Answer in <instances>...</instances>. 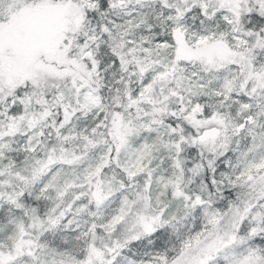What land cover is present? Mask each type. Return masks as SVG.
I'll return each instance as SVG.
<instances>
[{"label":"snow or ice","instance_id":"obj_1","mask_svg":"<svg viewBox=\"0 0 264 264\" xmlns=\"http://www.w3.org/2000/svg\"><path fill=\"white\" fill-rule=\"evenodd\" d=\"M0 264H264V0H0Z\"/></svg>","mask_w":264,"mask_h":264}]
</instances>
